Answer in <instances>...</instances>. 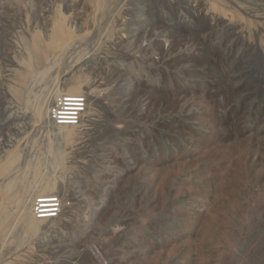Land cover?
Listing matches in <instances>:
<instances>
[{"label":"rangeland","instance_id":"1","mask_svg":"<svg viewBox=\"0 0 264 264\" xmlns=\"http://www.w3.org/2000/svg\"><path fill=\"white\" fill-rule=\"evenodd\" d=\"M0 193V264H264V0H0Z\"/></svg>","mask_w":264,"mask_h":264},{"label":"bare ground","instance_id":"2","mask_svg":"<svg viewBox=\"0 0 264 264\" xmlns=\"http://www.w3.org/2000/svg\"><path fill=\"white\" fill-rule=\"evenodd\" d=\"M58 39H60V38H58ZM40 57V56H39ZM47 59V58H46ZM38 80V79H37ZM35 81L36 83L38 82V81ZM84 99L83 98H80V97H63V99H62V103H61V106L60 107H57V111H56V122L58 123V124H64L65 125V123L66 124H75V122L77 121V119H78V115H79V111H80V105L81 104H84ZM60 127H63V125H59ZM10 168H11V166H10ZM7 177V176H6ZM38 177V176H37ZM16 181V180H15ZM18 182V181H17ZM27 182V181H26ZM30 184V183H29ZM4 185H5V183H4ZM22 185V184H21ZM31 185V184H30ZM51 185L50 184H46L44 187H43V189L44 190H47V188H51L50 187ZM12 187H14V183H13V181H11L10 183H8L7 184V186H6V188L8 189V192H7V194L10 192L9 190H11V188ZM15 188V187H14ZM25 189V188H24ZM21 190H22V188H21ZM52 190V189H51ZM50 190V192H52ZM6 191V190H5ZM15 192V191H14ZM17 192V191H16ZM42 192V191H41ZM3 193V192H2ZM18 193H19V191H18ZM1 194V193H0ZM7 194L5 195V196H7ZM15 194V193H14ZM14 194H12V195H14ZM17 194V193H16ZM46 194H47V192H46ZM4 195V194H3ZM9 195H10V193H9ZM15 196V195H14ZM23 196H24V194L23 195H21V198H19V200H18V202L17 203H20L21 204V202H23L24 201V198H23ZM49 196V195H48ZM48 196H46V195H42L41 196V198H44V197H48ZM8 197V196H7ZM11 197V196H10ZM4 198V197H3ZM9 198V197H8ZM52 201V200H51ZM51 201H43L44 203H49V202H51ZM27 204V203H26ZM26 204L24 205V206H22L21 207V211H20V213H22V217L24 218L22 221L24 222V224L25 225H28L29 227L30 226H36L37 227V224H38V226L39 227H41L42 228V225H43V223L44 222H42V224L41 223H37L36 224V222L37 221H35V220H37V218L38 217H36V219H34V215H33V219H32V215L30 214V212H28L27 211V209H29V208H27L26 207ZM22 205H23V203H22ZM29 205V204H28ZM1 207V206H0ZM15 207V206H14ZM48 207H55V205H52V204H47V205H42V206H40V208H43V210H41V211H39L40 213H42V214H44V215H49L50 214V212H52V211H54V208H52V210L51 209H48V210H45L44 208H48ZM26 208V209H25ZM31 209V208H30ZM49 217V216H48ZM21 218V217H20ZM28 218V220H26ZM42 218V217H41ZM34 220V221H33ZM45 220V219H44ZM50 220V219H49ZM21 221V220H20ZM40 221H42L41 219H40ZM39 222V221H38ZM12 227V226H11ZM26 227V226H25ZM24 227V229H26ZM38 227V228H39ZM41 228H39V229H41ZM35 229V228H34ZM8 230L9 231H11L9 228H8ZM7 230V231H8ZM36 230H37V228H36ZM26 233V232H25ZM25 233H23V234H25ZM4 235V234H3ZM7 235H9V233L7 234ZM2 238V237H1ZM17 239H19V238H17ZM2 240V239H1ZM20 240V239H19ZM2 244V243H1Z\"/></svg>","mask_w":264,"mask_h":264}]
</instances>
